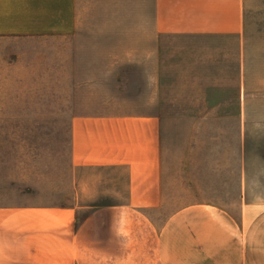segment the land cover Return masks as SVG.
<instances>
[{
  "label": "crops",
  "instance_id": "obj_1",
  "mask_svg": "<svg viewBox=\"0 0 264 264\" xmlns=\"http://www.w3.org/2000/svg\"><path fill=\"white\" fill-rule=\"evenodd\" d=\"M40 35L122 44L73 48L65 147L31 139L45 110L0 111V264H264V171L250 172L243 122L264 101V0H0L1 38ZM224 84L230 97L212 94ZM171 87L177 117L193 119L176 174ZM222 117L242 119L231 162L200 138L199 119Z\"/></svg>",
  "mask_w": 264,
  "mask_h": 264
},
{
  "label": "rangeland",
  "instance_id": "obj_2",
  "mask_svg": "<svg viewBox=\"0 0 264 264\" xmlns=\"http://www.w3.org/2000/svg\"><path fill=\"white\" fill-rule=\"evenodd\" d=\"M122 39L113 38H86V37H56L53 35H40L37 37H0V111L5 109H43L45 118H31L30 125L45 126V131L40 134L31 133L33 141H45L49 145L55 144L57 147H65L67 134L63 127L67 119L63 116L65 110H69V78L71 73L70 62L79 63L81 54H76L74 47L79 49L86 45H121ZM165 45L170 52L165 54L170 65L176 66L178 53L172 49L171 40H166ZM169 45V46H168ZM74 52V59L71 56ZM170 55V56H169ZM93 56V55H92ZM103 56V55H102ZM232 57L235 55H231ZM225 58V56H224ZM94 60V59H93ZM257 61V60H256ZM255 61V62H256ZM75 77L81 79L84 70L74 68ZM230 73L224 69L220 71L224 76ZM82 73V75H81ZM170 77L176 78V71L169 70ZM231 76V74H230ZM202 83V82H201ZM225 85V84H224ZM209 86V84H208ZM203 89V84L200 85ZM229 87V86H227ZM226 85L218 87L219 92L212 93L216 97L225 99L230 97L229 89ZM169 98L172 101L165 103V108L170 112V117L163 118L166 137V171L169 174L177 172L178 155V129L179 125H192L193 119L177 117V87H171ZM207 96V95H206ZM26 100V101H25ZM199 106L202 102L197 103ZM222 113H234V102H223ZM205 105L208 106V103ZM203 104L202 109H206ZM199 108V109H201ZM174 115V116H173ZM6 118L0 117V125H6ZM27 120V119H26ZM12 119H8V122ZM199 125L205 127L200 138L203 141H218L223 144V149L219 148L218 157L221 160L233 161L238 157V142L240 134L238 126L242 119L238 117H222L212 119H199ZM246 126L245 150L250 158L251 174H258L264 171V165H258L264 159V101H251L249 106V116L243 119ZM247 139V142H246ZM0 140L4 142L5 134L1 133ZM47 144V145H48ZM216 152V151H214ZM4 156V146L1 148Z\"/></svg>",
  "mask_w": 264,
  "mask_h": 264
}]
</instances>
